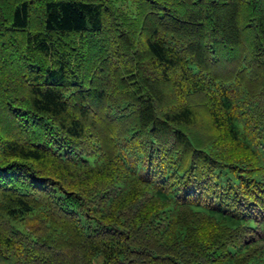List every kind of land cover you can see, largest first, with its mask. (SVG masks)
<instances>
[{
	"label": "trees",
	"instance_id": "16d2710c",
	"mask_svg": "<svg viewBox=\"0 0 264 264\" xmlns=\"http://www.w3.org/2000/svg\"><path fill=\"white\" fill-rule=\"evenodd\" d=\"M0 264H264V0H0Z\"/></svg>",
	"mask_w": 264,
	"mask_h": 264
}]
</instances>
